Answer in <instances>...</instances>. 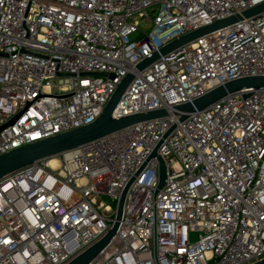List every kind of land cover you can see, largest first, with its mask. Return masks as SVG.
Returning a JSON list of instances; mask_svg holds the SVG:
<instances>
[{
  "label": "built area",
  "instance_id": "2783aa9c",
  "mask_svg": "<svg viewBox=\"0 0 264 264\" xmlns=\"http://www.w3.org/2000/svg\"><path fill=\"white\" fill-rule=\"evenodd\" d=\"M263 2L0 0V156L93 123L129 73L112 116L167 111L0 178V264H68L116 222L88 264L263 260L264 88L176 106L264 76V14L138 68Z\"/></svg>",
  "mask_w": 264,
  "mask_h": 264
},
{
  "label": "water",
  "instance_id": "95a60500",
  "mask_svg": "<svg viewBox=\"0 0 264 264\" xmlns=\"http://www.w3.org/2000/svg\"><path fill=\"white\" fill-rule=\"evenodd\" d=\"M262 14H264V2L243 12L242 14H237L227 19L218 21L212 25L203 27L189 34H186L179 39L174 40L173 42L163 47L159 53H155L153 56L141 62L138 65V68L142 70L158 60L161 55L169 56L171 54H174L179 51L185 44H188L198 37H201L217 29L229 26L241 20L243 17L257 18L262 16ZM133 78L134 75L132 73H129L123 79V81L120 83L115 93L107 103L103 113L93 123L61 134H57L43 140L33 142L26 146L14 149L4 155H1L0 178L30 164H33L39 160L55 157L61 153L77 149L87 143L98 140L132 124L166 116L167 111L163 109L153 110L145 113H137L122 118H114L112 116L113 110L115 109L117 103L121 99L122 95L124 94L126 88ZM261 88H264V76L259 75L243 77L230 81L223 86L217 87L206 95L195 99L193 102L178 105L176 106V109L184 111L186 113L200 111L213 106L229 95L242 94L244 97H246L249 96L252 91ZM186 116L187 114H183L182 119H185ZM165 179L166 167L163 160H161L159 185L160 188L164 185ZM122 203L123 200L120 203L118 218L121 217ZM117 227L118 223L116 222L104 238H102L86 251L75 257L68 264H88L107 245L109 240L115 234ZM254 264H264V259Z\"/></svg>",
  "mask_w": 264,
  "mask_h": 264
},
{
  "label": "rangeland",
  "instance_id": "374dc122",
  "mask_svg": "<svg viewBox=\"0 0 264 264\" xmlns=\"http://www.w3.org/2000/svg\"><path fill=\"white\" fill-rule=\"evenodd\" d=\"M197 238V235L196 234H193L192 235V239H196Z\"/></svg>",
  "mask_w": 264,
  "mask_h": 264
}]
</instances>
